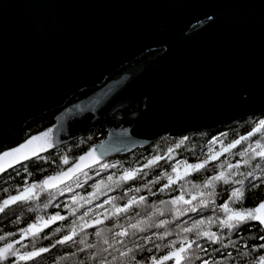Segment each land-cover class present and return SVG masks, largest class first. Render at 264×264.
I'll use <instances>...</instances> for the list:
<instances>
[{
    "label": "water",
    "instance_id": "obj_1",
    "mask_svg": "<svg viewBox=\"0 0 264 264\" xmlns=\"http://www.w3.org/2000/svg\"><path fill=\"white\" fill-rule=\"evenodd\" d=\"M151 51L161 52L112 79ZM54 111L52 126L21 143L37 137L35 154L0 177L104 129L81 155L95 160L44 188L54 192L164 137L264 114V0H0V140Z\"/></svg>",
    "mask_w": 264,
    "mask_h": 264
},
{
    "label": "trees",
    "instance_id": "obj_2",
    "mask_svg": "<svg viewBox=\"0 0 264 264\" xmlns=\"http://www.w3.org/2000/svg\"><path fill=\"white\" fill-rule=\"evenodd\" d=\"M92 93L93 91L82 92L71 103L82 100ZM143 108L144 104L141 102L133 107L130 114L139 112ZM59 112L48 113L30 122L16 136L1 139L0 152L16 147L30 136L52 126ZM261 118H264V114L210 133L190 134L184 137L187 139L171 140L164 137L149 148L136 150L131 154L111 159L106 164L93 168L79 176L64 188L66 192L84 195L94 194L99 197L100 195H106L109 196L110 202L93 214L94 221L103 219L102 223H95L96 226L93 229L88 231L80 229V220L76 221L75 224L73 223V225L70 224V226L69 224L64 225L66 234L74 226L77 234L75 239L67 246L58 245L59 247H55L57 252L55 256L89 258L92 251H97L100 247H106L102 245V238L111 239L112 234L119 232L120 226H123L127 228L129 236L124 238L123 246L116 245V247L124 250L125 247H134V244H143V250H134L133 254L136 255L137 259L146 260L149 256L158 257L166 254L169 249L165 245L170 241H179L185 235H192L191 233H183L182 228L191 226L195 220L205 218V222L201 227L210 228L211 231L216 232L227 247H223L220 243L211 244L202 238L200 244L206 249L207 255L198 250L195 251L192 264H200L195 256L209 259V264H212V260L217 261L218 264H256L259 256L264 255V249L259 247V245L264 244V240L259 238L264 235V226L251 221L233 231L219 228V221L216 218L217 216L223 218V209L219 206L226 202L233 208H248L255 207L261 200H264V182H262V179H258L264 178V168L255 167L256 164L264 165V160L257 157L250 163L245 164L244 161L248 160V155H240L250 144L255 146L257 140L264 143V132L258 131L248 139L241 141L236 147L222 152L223 147L252 131ZM106 135L105 130L97 129L67 146L28 162L0 177V202L10 196L19 195L25 187H30L33 183H36L37 188H40L39 181L67 169L90 148L102 143ZM171 148L174 150L175 158L165 156ZM210 148L213 152H222L219 159L209 160L204 168L194 171L191 176L176 183H169L168 177H172L173 166L184 162L188 164L201 163L209 155ZM153 157H160V159L155 164L149 165L148 161ZM64 158H67V163H64ZM237 162H239V166L242 164V167L228 168V164L236 166ZM130 170L134 171L133 178L130 180L122 179L125 171ZM221 171L226 174L236 171L238 174L231 175L228 183L219 180L214 181L211 188L204 186L208 178ZM249 172H252L253 175L248 176ZM237 180L243 181V183H236ZM253 183L258 184V187L252 188ZM164 185H168V187L165 188ZM233 188H239L245 193L243 199L239 202L229 201ZM57 192H60V190L54 192H47L41 188L35 190V193L41 194ZM202 192L204 193L203 196L200 195ZM180 195H183L185 200L190 201V204H184L183 202L173 204L175 221L174 227L171 229L168 220L170 205L173 198ZM99 197L89 198L83 196V198L76 197L75 200L40 197L10 203L4 212H0V237H2L0 247H3L6 243H13V245L21 243L23 245L25 240L22 242L21 240L28 233H22L21 229H26L29 224L39 223L38 217L47 220L58 212L62 217L75 215L81 218L84 208L82 203L88 200H96ZM133 197L137 201L134 205L126 211L115 212L114 206L123 209V206ZM140 197H144V200L140 201ZM193 197L196 198L193 199ZM161 201H164V203H161ZM71 202L73 203L71 204ZM189 207H195L196 211H191ZM181 210H183L182 213ZM207 217H212L215 223L209 225ZM137 221L141 222L139 227L145 228V231L141 232L128 227L129 224H135ZM161 221L165 223L161 224ZM97 232L101 234L99 237L96 235ZM133 232H135V235H132ZM163 233H171V235H164L161 238ZM145 236L149 237L148 241L143 239ZM86 244H94L96 248L88 249L85 247ZM156 244L160 245L159 249L154 246ZM39 247H41L40 243L37 240L33 241L32 250ZM78 248H85V251L78 252ZM149 248L152 249L151 252L148 251ZM213 249H219V252H214ZM71 253H75V255H70ZM8 258L7 260H0V264H9L11 261ZM109 259L111 258L109 257ZM19 264H43V261L36 258ZM71 264H80V262H72ZM86 264H93V261ZM147 264H151V262L147 261Z\"/></svg>",
    "mask_w": 264,
    "mask_h": 264
},
{
    "label": "snow or ice",
    "instance_id": "obj_3",
    "mask_svg": "<svg viewBox=\"0 0 264 264\" xmlns=\"http://www.w3.org/2000/svg\"><path fill=\"white\" fill-rule=\"evenodd\" d=\"M206 19L208 21H212L214 17L208 15L206 16ZM202 29H203L202 24L198 25L196 28L197 31ZM258 131L264 132V118L259 119L258 122L256 123V126L253 127L252 131L248 132L246 136H241L239 139L233 140L226 147H223L222 152L229 151L230 149L236 147V145L240 144L241 141L248 139V137H251L254 133ZM36 139L37 137H32L31 140L26 141L24 144H21L18 147L0 152V172L5 171L6 166L12 167L15 163H17L21 159H28L29 152H31L34 155L35 148H30L29 146ZM222 152H213L212 149L210 148L209 155L201 163L187 164V162H184L183 174L186 176L188 175L189 170L197 171L199 169L204 168L209 160H216L222 154ZM240 155L241 156L248 155V160L244 161L245 164L250 163L252 160H255L257 157H259L261 160H264V143H261V141L257 140L255 146L250 144L249 147L244 150V152L240 153ZM89 159H92L94 161L95 157L91 153L79 157L80 163H77L73 167L69 168L67 172H60L54 176H48L44 180L39 181L40 188L44 189V188L55 187L56 183L62 182L64 179L69 178L74 172L79 171L82 167L86 166ZM158 159H160V157H153L148 161V164L149 165L155 164ZM64 163H67V158H64ZM238 166H239V162H237L236 166H233L232 164H228L229 169H234V167L238 168ZM178 167H179L178 165L173 166V172L177 173L176 179L180 178ZM255 167L264 168V165L256 164ZM237 174L238 173L236 171L230 172L228 174L221 171L217 173L215 176L208 178V180L205 181L204 186L207 188H211L213 186V182L219 180H223L225 183H228L229 177L231 175H237ZM247 175L252 176L253 173L249 172ZM133 176H134V171L131 170L125 171L122 179L130 180L133 178ZM109 179H111V177H109ZM168 179L170 184L174 182L171 176H169ZM258 179H262V182H264V178H258ZM236 183H243V181L237 180ZM164 187L167 188L168 185H164ZM251 187L256 188L258 187V184L253 183ZM36 189H37V184L33 183L30 187H25L24 191L19 195L10 196L8 199H5L3 202H0V212H4L5 208H7L10 203H15L18 200H25L30 198V196L35 192ZM137 191H139V189H137ZM200 195L203 196L204 193L202 192L200 193ZM244 195L245 193L241 189L233 188L229 196V201L239 202L240 200L243 199ZM195 198L196 197H193V199ZM75 199L76 198L73 197V200ZM139 200L143 201L144 197H140ZM136 202H137L136 198L133 197L128 201L127 204L123 206V209L114 206L115 212L119 213L121 211H126L130 206L134 205ZM181 202H183L184 204H190V201L185 200L183 195L174 197L172 200L173 204H179ZM161 203H164V201H161ZM219 207L223 209V213H224L223 218L219 216H217L216 218L219 221L218 223L219 228L234 231L240 226L251 221H258L260 225L264 226V200H261L255 207L233 208L230 207L229 203L227 202L221 204ZM191 211H196V208L192 207ZM182 212L183 210H181V213ZM37 219L39 223L29 224L26 229H21V232L22 233L26 232L31 234L32 236H35L38 232L42 230V228L48 227L49 224L54 223L57 219H63V217L60 216V214L57 212L51 217H49L47 220L39 217ZM206 219L209 225L215 223L212 217H207ZM204 222H205V218H201L200 220L193 221L191 226H185L184 228H182V232L185 234L191 233L192 235H185L181 237L179 241H170L167 245H165V247L169 249L166 252V254L158 257L149 256L146 258V260H139L136 258V255L133 254L134 250H143V244H134V247H125L124 250H121L120 247H116V245L123 246L124 238L129 236V232L127 228L120 226V231L113 233L111 239L102 238V245H105L106 247H100L97 251H92L89 255V260L93 261V264H147V261H150L151 264H165V262L168 261H174V264H192L193 254L195 251L198 250L199 252L205 253V255H207L206 249L200 244V240L202 238L210 242L211 244L220 243L223 247H227V245H224L223 241L220 240L216 232L211 231L210 228L201 227L204 224ZM85 223L87 224V222ZM95 223L98 224L101 223V221L96 220ZM140 223H141L140 221H137V223L135 224H129L128 227L143 232L146 229L143 227H139ZM160 223L164 224L165 222L161 221ZM56 231L59 232L60 229L57 228ZM76 234H77L76 228L73 227L68 234L63 235L60 239L56 240L55 244L51 246L55 247L56 244H60V245L66 244L72 241L73 237L76 236ZM9 235H11V233H9ZM96 235L99 237L101 234L100 232H97ZM132 235H135V232H133ZM164 235H171V233H163L161 234V238H163ZM259 238L261 240H264V235L260 236ZM0 239H2V237H0ZM143 239L145 241H148L149 237L145 236L143 237ZM81 243H83V241H81ZM154 246L157 249L160 248L159 244H156ZM85 247L88 249H93L96 248V245L86 244ZM259 247L264 249V244L259 245ZM48 251L49 248L47 247H39V248H34L32 251L20 252L19 250L13 247V243H6L3 247H0V260H7L8 257H15L18 260L31 261ZM77 251L84 252L85 248H78ZM148 251L151 252L152 249L149 248ZM213 251L218 253L219 249H213ZM70 255H75V253H71ZM109 257L111 259H109ZM195 259L199 260L200 264H209V259H202L200 256H195ZM9 264H15V262L11 261L9 262ZM80 264H84V261H80ZM212 264H218V262L212 260ZM256 264H264V255L259 256L258 260L256 261Z\"/></svg>",
    "mask_w": 264,
    "mask_h": 264
},
{
    "label": "flooded vegetation",
    "instance_id": "obj_4",
    "mask_svg": "<svg viewBox=\"0 0 264 264\" xmlns=\"http://www.w3.org/2000/svg\"><path fill=\"white\" fill-rule=\"evenodd\" d=\"M161 51H151L148 52L146 54H144L143 56H141L140 58H138L136 61H134L131 65H129L127 68L122 69L120 71H118L113 77L112 79H116L118 77H120L125 71L126 69H128L129 67L147 62L149 60H151L153 57H155L157 54H159ZM191 172H193L192 170H190ZM194 173V172H193ZM191 173V175L193 174ZM78 178V177H77ZM76 178V179H77ZM66 187V186H65ZM64 187H62L59 190H62ZM57 195V197L59 198V200H62L63 198H70L73 199V197H78V196H86V197H99L97 195L94 194H88V195H79V194H75V195H68L66 193L63 192H58V193H48V194H39L41 197H52L54 195ZM102 197H104V199H102ZM106 195L101 196L99 198H97L96 200H91V201H87L82 203V205L84 206L83 208V213L81 215V218L72 215V216H63V219H59L60 222L49 228L46 229L42 232H38L35 236H32L31 234H26L24 236V238L21 240V242L23 240H25L24 244L21 245V243H17V245H13V247L17 250H19L20 252H24V251H32V243L33 241L37 240V242L40 243L41 247H47L49 248V251L46 253L41 254V256L36 257V258H40L41 261H43V264L47 263V264H71L72 262H76L79 263L80 261H84V264L91 262V260H89V258L87 257H67V256H55L57 254V252L55 251V247H59L60 244H56L55 247H52L51 245L55 244L56 240L60 239L63 235L66 234V231L64 232V228L66 224H75V222L77 221H83V224L85 222H87V224L85 225H81L84 228L83 231H88L90 229H93L96 225H95V221H94V213L96 211H99L101 208L105 207L108 203H109V198L106 199ZM73 202H71L72 204ZM191 208V207H189ZM101 221V223L103 222V219H99ZM168 220L170 222V228L173 229L174 227V221H175V211L173 208V203H171L170 205V210H169V215H168ZM259 223L258 221H254ZM65 223V224H63ZM63 224V225H61ZM60 225V226H59ZM59 226V227H58ZM75 227V226H74ZM57 228L60 229L59 232L54 231ZM47 237V238H45ZM75 239V236L73 237V240ZM70 242L63 244V245H68L70 244ZM59 245V246H58ZM35 258V259H36ZM9 261H14L15 263L19 264L22 262H28V261H24V260H18L15 257H9L8 258ZM167 264H174V261H171Z\"/></svg>",
    "mask_w": 264,
    "mask_h": 264
},
{
    "label": "rangeland",
    "instance_id": "obj_5",
    "mask_svg": "<svg viewBox=\"0 0 264 264\" xmlns=\"http://www.w3.org/2000/svg\"><path fill=\"white\" fill-rule=\"evenodd\" d=\"M104 130V129H103ZM182 138H184V137H182ZM106 139V138H105ZM104 139V140H105ZM179 139H181V138H179ZM176 140V139H175ZM103 142V141H102ZM165 156H167V158H169V157H172V158H175L176 157V155H175V153H174V150L171 148V150H170V152L169 153H167ZM220 158V156L217 158V159H219ZM78 159V158H77ZM76 159V160H77ZM216 159V160H217ZM181 161V160H180ZM104 164H106V163H104ZM103 164V165H104ZM188 164V163H187ZM102 166V165H101ZM179 167H178V171H179V173H180V178L179 179H176V176H177V173L176 172H171V174H172V178H173V181H174V183H176V182H178L179 180H181V179H184V178H186V177H188V176H191V173H193V172H191L190 170H189V172H188V175H184L183 174V170H184V163L183 164H181L180 163V165H178ZM87 173V172H86ZM85 174V173H84ZM83 175V174H82ZM67 187V186H66ZM66 187H64V188H66ZM62 189V190H60V192H63V193H66V194H68V195H75V194H71V193H68V192H66L65 190L66 189ZM40 188H37V190H39ZM58 191V190H57ZM58 193V192H57ZM39 194H41V193H33L31 196H30V198L31 199H37V198H40L41 196L39 195ZM54 195V194H53ZM77 195V194H76ZM79 195H82V194H79ZM30 198H28V199H30ZM45 198H48V197H45ZM49 198H51V199H59L58 197H57V195H54V196H52V197H49ZM76 198V197H75ZM77 198H83V195L82 196H78ZM89 198H91V197H89ZM108 198H109V196H108ZM64 199V198H63ZM88 201H91V200H88ZM109 202H110V199H109ZM74 204H76V203H74ZM79 206H80V204H79ZM86 223H84L83 224V221L80 223V225H79V228L80 229H82V228H84L83 226H81V225H85ZM169 262H171V261H169ZM168 262V263H169ZM167 264V263H166Z\"/></svg>",
    "mask_w": 264,
    "mask_h": 264
}]
</instances>
